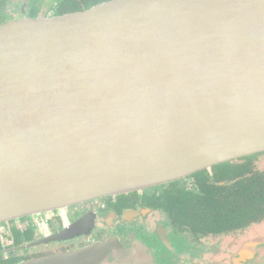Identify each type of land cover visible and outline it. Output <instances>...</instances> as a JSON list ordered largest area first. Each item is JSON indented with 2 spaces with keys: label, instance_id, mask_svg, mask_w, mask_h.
Returning a JSON list of instances; mask_svg holds the SVG:
<instances>
[{
  "label": "water",
  "instance_id": "obj_1",
  "mask_svg": "<svg viewBox=\"0 0 264 264\" xmlns=\"http://www.w3.org/2000/svg\"><path fill=\"white\" fill-rule=\"evenodd\" d=\"M261 152L264 0H111L0 24V223L46 226L75 204ZM134 252L111 238L19 264Z\"/></svg>",
  "mask_w": 264,
  "mask_h": 264
},
{
  "label": "flooded vegetation",
  "instance_id": "obj_2",
  "mask_svg": "<svg viewBox=\"0 0 264 264\" xmlns=\"http://www.w3.org/2000/svg\"><path fill=\"white\" fill-rule=\"evenodd\" d=\"M36 2L0 0V19ZM53 3L57 10L59 0ZM84 219L83 231L49 240ZM15 221L0 223V264L57 256L111 238L128 251L135 248L125 264H264V152L185 179L75 204L56 211L46 226L30 217ZM178 241L197 249L198 258L187 257Z\"/></svg>",
  "mask_w": 264,
  "mask_h": 264
},
{
  "label": "rangeland",
  "instance_id": "obj_3",
  "mask_svg": "<svg viewBox=\"0 0 264 264\" xmlns=\"http://www.w3.org/2000/svg\"><path fill=\"white\" fill-rule=\"evenodd\" d=\"M22 1L24 2L25 0H22ZM33 1H37L35 3L37 6L27 8L26 11L22 10V11L14 12L12 14L10 13V15L7 13V14H5L6 15L5 18L0 19V22L2 23V21H3L4 23H7L10 21H14V20H20L22 18H29V17L35 18V17H39V16H43V15L46 18H51V17H55V15L57 14V10L54 7L55 3H53L54 0H50V2H47V0H33ZM43 6H45V8ZM4 23H2V24H4ZM30 218L36 219L37 217L34 216V217H30ZM15 222H20V220L15 221ZM126 237H128V239H130V238H132V235L126 234ZM261 242H262L261 244L264 245V240ZM177 245H178V248L180 251H186L187 257L193 258L195 260H196V258H198L199 251L197 249L190 248L187 244L182 243L181 241H178ZM158 247H160V246H157V248ZM171 264H173V262Z\"/></svg>",
  "mask_w": 264,
  "mask_h": 264
},
{
  "label": "trees",
  "instance_id": "obj_4",
  "mask_svg": "<svg viewBox=\"0 0 264 264\" xmlns=\"http://www.w3.org/2000/svg\"><path fill=\"white\" fill-rule=\"evenodd\" d=\"M111 0H59L57 6V14L55 16H63L78 12H83L93 6L108 2Z\"/></svg>",
  "mask_w": 264,
  "mask_h": 264
},
{
  "label": "crops",
  "instance_id": "obj_5",
  "mask_svg": "<svg viewBox=\"0 0 264 264\" xmlns=\"http://www.w3.org/2000/svg\"><path fill=\"white\" fill-rule=\"evenodd\" d=\"M29 2V0H27V2H26V0H25V3L24 4H26L27 5V3ZM25 7V6H24Z\"/></svg>",
  "mask_w": 264,
  "mask_h": 264
},
{
  "label": "built area",
  "instance_id": "obj_6",
  "mask_svg": "<svg viewBox=\"0 0 264 264\" xmlns=\"http://www.w3.org/2000/svg\"><path fill=\"white\" fill-rule=\"evenodd\" d=\"M39 225H43V224H39Z\"/></svg>",
  "mask_w": 264,
  "mask_h": 264
}]
</instances>
